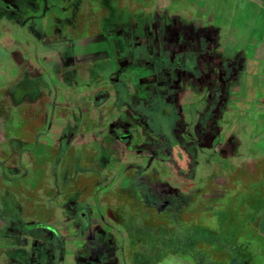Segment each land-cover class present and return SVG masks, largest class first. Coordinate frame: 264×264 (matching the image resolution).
<instances>
[{
	"label": "rangeland",
	"instance_id": "1",
	"mask_svg": "<svg viewBox=\"0 0 264 264\" xmlns=\"http://www.w3.org/2000/svg\"><path fill=\"white\" fill-rule=\"evenodd\" d=\"M25 1L6 0V4L0 0V69L8 67L9 62H17V59L24 64V70L16 68V72H20L18 78L9 83L2 82L0 89V237L8 233L7 227H20L23 232L30 227L39 234L37 225L27 223L41 214L49 215L64 196L96 202L102 193L110 194L109 190L117 191L125 186L118 194V200L125 201L130 208L134 204L130 200L135 201L139 195L137 185H118L116 179L107 182L101 175L102 171L91 164L101 166L108 161L110 155L102 148L105 138L90 141L85 136L83 142L73 143V138L82 130L80 113L86 111L89 104L87 97H81L78 92L84 85L104 83L111 73L109 62L117 61L121 56L120 50L133 46V43H127L128 35H140L142 26L158 17L149 9L145 11L144 8L150 7L147 1L135 0L141 7L127 12V5L118 7L116 0H96V3L91 0L93 8L87 7L91 13L94 12V29L87 34L80 31V25L86 23L83 19L86 10H76V2L82 0H30L35 6L31 9ZM255 1L264 6V0ZM10 3L14 4L13 8L8 6ZM95 7L107 8L108 13L94 11ZM70 11L75 13V21L79 23V30L74 33L78 37L69 32L68 26L74 24V19L69 20ZM253 14L252 26L257 31L264 23V10L256 7ZM55 17L59 18L56 26H61V32L56 34L53 32ZM162 18L163 21H175L173 17ZM41 20L45 24H41ZM42 35L49 37L45 45L39 42ZM79 39L88 41L87 48H82ZM33 40H37L35 46ZM54 46L61 47V50L48 52V48L53 49ZM27 49L34 59L28 58ZM85 53L88 58L84 56L83 61L87 63L71 69L78 57ZM55 57L59 58L62 71L54 67ZM50 63L53 68L47 67ZM11 73H15V69ZM116 89H122V86ZM124 99V96L114 97L101 91L92 105L113 106L121 104ZM78 102L83 104H80L83 110L78 107ZM74 110L79 114L72 116ZM152 113L156 116L155 112ZM252 113L260 114L255 109ZM154 120L157 122L156 118ZM61 128L63 133L58 135ZM145 141L146 146L154 147L159 153L165 146L160 144V149L156 148L153 139L146 138ZM245 147L246 144L236 151L239 159L236 160V169L231 172L233 185L230 182L228 189L220 188L221 191L213 198L223 205L212 203L208 207L207 203L200 201L199 194H209L210 183L214 180L211 178L209 184H204L203 179L211 171L207 167H198L195 176L197 186L189 188V194L183 198L185 211L171 210L172 224L166 227L149 225V220H157L154 214H147L146 218L143 215L139 218L141 221L134 218L135 214L123 218L122 227L127 240L143 243L141 238L144 237L145 244L149 245L138 247L136 253L144 255L151 252L154 256L159 252L169 264H181L190 258L189 250L208 248L214 249L218 258L228 261V264H264V183L256 189L259 194L252 196L247 182L253 177L244 165L247 163ZM174 162L175 157H166L163 172L157 178L163 185L174 184L180 193L185 188L179 177H188L189 172L175 170ZM128 167L126 176L144 175L137 167ZM263 180L259 174L254 177V182ZM220 182L224 183L223 180ZM173 201H176L175 197ZM142 210L149 213L147 207ZM85 212L88 214L87 209ZM107 217L111 221L109 214ZM19 221L22 225L18 224Z\"/></svg>",
	"mask_w": 264,
	"mask_h": 264
},
{
	"label": "flooded vegetation",
	"instance_id": "2",
	"mask_svg": "<svg viewBox=\"0 0 264 264\" xmlns=\"http://www.w3.org/2000/svg\"><path fill=\"white\" fill-rule=\"evenodd\" d=\"M4 2L7 4L6 0ZM25 2L30 9L35 7L33 1ZM8 6L13 8L14 4ZM87 12L90 11H86V19L83 18L86 23L80 25V31L90 34L94 25ZM71 14L69 20L74 19V24L68 26L69 32L78 37L74 33L79 30V24L75 21V13ZM58 20V17L53 20L54 34L61 32L60 24L56 26ZM42 21L41 24H45ZM140 33L136 37L128 35L127 43H133L134 48L120 50L117 61L109 62L111 73L104 83L84 85L78 92L81 97H87L89 104L86 111L80 113L82 130L73 138L74 144L83 142L85 136L90 141L105 138L102 148L110 155L108 161L101 166L91 164L102 171L107 182L116 179L118 185H137L139 195L135 201L130 200L134 204L130 208L125 201L118 200L125 186L117 191L109 190L110 194L102 193L96 202L64 196L49 215L41 214L36 220L27 221V225H37L39 234L30 227L26 232L20 227H7L8 233L0 237V264H169L163 253L137 254L138 247L148 244L144 237L141 238L143 243L127 240L123 218L135 214L134 218L141 221L139 218L143 215L146 218L147 214H154L157 220H149V225L166 227L172 224L171 210L185 211L183 198L189 194V188L197 186L198 167L211 171L203 179L204 184H209L211 178L214 180L210 183L209 194H199L200 201L208 207L212 203L223 205L213 198L222 189H228L230 182L233 185L231 172L241 142L237 141L232 121L237 97L247 92L242 58L239 54H225L221 50L219 33L210 28L153 19L142 26ZM46 38L49 37L42 35L39 42L45 45ZM79 44L87 48L88 41L80 40ZM48 50L57 53L61 47ZM27 52L30 59V50ZM84 56L88 58L87 53L80 55L71 69L87 63L83 61ZM58 59L54 58V67L62 71ZM50 64L47 67H52ZM119 86L122 89H116ZM101 91L125 99L121 104L95 107L92 104ZM250 103L259 106L260 113L264 114V74ZM77 104L79 107L82 103ZM78 114L75 110L72 112V116ZM246 115L247 108L243 116ZM62 131L61 128L58 135ZM144 135L156 142V148L165 144L162 152L146 146ZM166 157L176 158L172 165L176 166L175 170L189 172L188 177H179L185 188L180 193L174 184L163 185L157 178L163 172ZM128 165L137 167L144 175L126 176ZM244 165L248 167L245 162ZM96 185L98 187L99 183ZM144 207L149 213H144ZM18 224L22 225V221ZM181 264H190L189 259Z\"/></svg>",
	"mask_w": 264,
	"mask_h": 264
},
{
	"label": "crops",
	"instance_id": "3",
	"mask_svg": "<svg viewBox=\"0 0 264 264\" xmlns=\"http://www.w3.org/2000/svg\"><path fill=\"white\" fill-rule=\"evenodd\" d=\"M89 1L91 0L77 1L76 4L78 6L76 10L88 11L89 8L87 5L93 8V3ZM141 1L149 2L150 7L144 9L145 11L149 9L153 14L158 15L155 18L156 20H163V18L161 19L163 16L173 17V20L176 22L188 23L217 31L219 33L221 50L227 55L239 54L241 56L242 68L245 74L244 83L247 86V92H241L237 97V108L232 126L236 129L237 141L241 142L237 148V152L243 148L244 144L247 146L245 147L246 162L248 164L247 172L251 178L253 177V179L247 182L249 183V191L252 193V196L255 193L258 195L259 193L256 189H260L259 186L261 183H264V180L263 182H254V177L257 174L262 178L264 177V114L260 113L257 115L252 113L254 109L259 112L261 109L259 106H254L250 103V98L257 91L261 82V76L264 74V23L256 31L252 26V18L254 16L253 11L256 10V7L264 10V6L256 3L255 0ZM94 2L96 3V0ZM116 2L118 7L126 4L125 9L127 12H132L141 7V4L135 0H116ZM225 4H229V7H225ZM93 10L108 13V9L104 7H97V9L95 7ZM87 13L88 16L90 14L92 15L91 20L93 21L94 12L91 13L90 11ZM32 43L35 46L37 40H33ZM34 58L31 53L30 59ZM14 59L12 58V60ZM12 63L9 62L8 67L0 69V89L3 84L2 82L9 83L18 78L20 72H16V68L24 70V64L19 62L18 59L17 62L14 61ZM14 69L15 73H11ZM246 108L247 115L243 116ZM243 139L245 141L242 144ZM237 152L234 158L235 169L237 166L236 160L239 159Z\"/></svg>",
	"mask_w": 264,
	"mask_h": 264
},
{
	"label": "trees",
	"instance_id": "4",
	"mask_svg": "<svg viewBox=\"0 0 264 264\" xmlns=\"http://www.w3.org/2000/svg\"><path fill=\"white\" fill-rule=\"evenodd\" d=\"M189 263L196 264L195 261H199L198 264H228V261H224L223 259H219L217 252L213 249H197L194 251L189 250Z\"/></svg>",
	"mask_w": 264,
	"mask_h": 264
}]
</instances>
